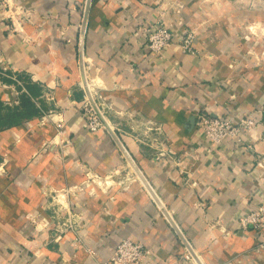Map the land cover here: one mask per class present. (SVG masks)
I'll return each instance as SVG.
<instances>
[{"label": "crops", "instance_id": "0c3cea01", "mask_svg": "<svg viewBox=\"0 0 264 264\" xmlns=\"http://www.w3.org/2000/svg\"><path fill=\"white\" fill-rule=\"evenodd\" d=\"M166 2L91 0L87 19L88 0L0 8V264H99L126 238L152 249L143 264H264V234L240 224L264 204V33L224 3L182 53L202 13ZM153 19L177 34L163 58L145 42ZM82 65L136 168L109 130L88 129ZM257 110L249 150L198 127ZM69 218L79 226L62 232Z\"/></svg>", "mask_w": 264, "mask_h": 264}, {"label": "built area", "instance_id": "2783aa9c", "mask_svg": "<svg viewBox=\"0 0 264 264\" xmlns=\"http://www.w3.org/2000/svg\"><path fill=\"white\" fill-rule=\"evenodd\" d=\"M0 8L4 12H18L22 11V7L16 3V0H0ZM11 17V16H10ZM145 34V42L152 53L159 58H163L164 51L173 43L177 34L170 28L169 25L164 24L162 19H153L149 24L142 27ZM196 32L189 30L179 36V45L182 53H195V40ZM87 84L80 83L85 92L83 100L80 102V108L85 114L86 124L91 132H99L101 130H108L109 122L105 118L104 107L100 105L98 100L101 97L96 90V83L86 76ZM89 89L91 97L86 92ZM262 110L253 111L249 114L233 115L227 117H212L208 114L201 115L198 122V127L201 129L204 138L214 146H220L226 141L234 142L237 146L249 150L247 136L257 128L259 119L258 114ZM52 121L55 123L58 135L63 134L64 120L56 119L51 116ZM111 128V126H110ZM113 130V129H112ZM114 131V130H113ZM68 144L70 140L66 141ZM77 188V187H75ZM72 190L63 194L67 197L71 194ZM240 224L243 230L254 229L258 233L264 234V204L254 205L248 210V214L240 217ZM75 221H70V218L62 223V232L68 229L75 231L78 228ZM78 242H82L81 237H77ZM264 249V242L260 244ZM90 253L96 255L94 250L88 249ZM153 255L151 248H148L142 242H136L131 238L121 240L113 256L106 261L99 262V264H143L149 257ZM186 259L194 260L191 252L186 254ZM196 260V259H195Z\"/></svg>", "mask_w": 264, "mask_h": 264}, {"label": "rangeland", "instance_id": "374dc122", "mask_svg": "<svg viewBox=\"0 0 264 264\" xmlns=\"http://www.w3.org/2000/svg\"><path fill=\"white\" fill-rule=\"evenodd\" d=\"M166 3L170 5V8H175L180 13L186 5L200 9V13H202L201 19L203 20L192 28L196 34L200 32L209 34L211 26H213L216 20L214 18L217 8H222L224 3H232L239 10H243L245 17L248 18L247 29L245 28V30H249L252 34L256 35L264 33V27L261 22L264 19V0H167ZM217 15H223L221 18H225L224 12L220 15L219 11ZM239 31L242 33V29Z\"/></svg>", "mask_w": 264, "mask_h": 264}, {"label": "water", "instance_id": "95a60500", "mask_svg": "<svg viewBox=\"0 0 264 264\" xmlns=\"http://www.w3.org/2000/svg\"><path fill=\"white\" fill-rule=\"evenodd\" d=\"M90 1H91V0H88V8H87V13H86V19H87L88 13H89ZM85 32H86V21H85V23H84V27H83V29H82V35H81V41H80V42H81V48H82V49H83V44H84ZM82 54H83V50H82ZM81 59H82V58H81ZM82 61H83V60H82ZM82 66H83V71H84L83 82H84L85 84H87V80H86V79H87V78H86V71H85V69H84V65H82ZM86 92H87V93L89 94V96L91 97V94H90L88 88L86 89ZM107 127H108L109 132L112 134V136L116 139V141L118 142V144H119V145L121 146V148L123 149L124 153L127 154V158H128L129 161L132 163L133 167L136 168V166H135L133 160L131 159V157L129 156V154L124 150L123 146L120 144V142H119V140H118V138H117L116 133L112 130V128H110V126H108V124H107ZM137 172H138L139 176L141 177V179L143 180V182L146 184L147 188L150 189V191L152 192L153 196H155V198H156V195H155L154 192L151 190V188L148 186V183L145 181V179L143 178V176L141 175V173H140L138 170H137ZM156 200L158 201L157 198H156ZM189 249H190V248H189ZM190 250H191V249H190ZM190 252L193 253V255H194V252H193L192 250H191Z\"/></svg>", "mask_w": 264, "mask_h": 264}, {"label": "bare ground", "instance_id": "6f19581e", "mask_svg": "<svg viewBox=\"0 0 264 264\" xmlns=\"http://www.w3.org/2000/svg\"><path fill=\"white\" fill-rule=\"evenodd\" d=\"M104 182V181H103Z\"/></svg>", "mask_w": 264, "mask_h": 264}]
</instances>
